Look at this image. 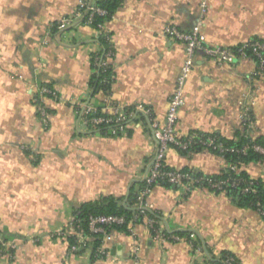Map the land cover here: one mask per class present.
I'll return each instance as SVG.
<instances>
[{
  "label": "crops",
  "instance_id": "0c3cea01",
  "mask_svg": "<svg viewBox=\"0 0 264 264\" xmlns=\"http://www.w3.org/2000/svg\"><path fill=\"white\" fill-rule=\"evenodd\" d=\"M84 2L0 0V238L16 245L0 264H92L89 251L70 253L57 233L82 204L109 198L126 206L139 191L156 140L134 107L162 123L185 56L164 36L167 26L198 27L217 47L264 42V0H123L101 32L84 21ZM61 19L70 26L58 29ZM104 36L108 87L94 91ZM43 85L61 99H44L47 126L34 104ZM87 103L108 115L134 111L136 119L118 136L105 135L83 123ZM191 132L264 143V74L253 58L218 65L196 54L176 124L178 136ZM165 162L207 177L228 165L207 149L169 148ZM241 169L264 186V159ZM148 202L164 231L182 233V240L155 241L139 223L132 234L114 232L99 264H211L223 254L237 264H264V220L227 193L197 188L185 195L156 185Z\"/></svg>",
  "mask_w": 264,
  "mask_h": 264
},
{
  "label": "built area",
  "instance_id": "2783aa9c",
  "mask_svg": "<svg viewBox=\"0 0 264 264\" xmlns=\"http://www.w3.org/2000/svg\"><path fill=\"white\" fill-rule=\"evenodd\" d=\"M86 7L89 13L87 23L91 24L95 16L105 15V11L96 7L92 3H82L81 6ZM70 19H61L58 22V29H65L70 26ZM104 24L98 25L97 30L103 31ZM164 36L181 44L184 49V61L180 69V73L176 79L174 91L169 99L168 108L164 121H157L148 108L140 105L134 107L136 112H141L149 120V127L152 130L156 140L155 153L151 159L143 179V185L137 192L133 207L137 209L138 214L134 215L127 223L126 218L121 215H89L86 218H80L78 214H74L67 227L57 233V236L69 240V252L72 254L89 251L92 264H99L108 258V244L112 241L114 232L117 227H121L127 223V233L132 234L138 218L142 219V223L146 226L155 241L162 243L178 242L182 239L178 236H166L160 223L149 216L150 210L148 197L152 189L156 185H167L171 188L181 189L185 195H188L197 188H204L216 193H227V187H236L239 180L232 181H212L206 176H196L192 171L171 169L166 165V154L169 148H174L179 152H190L193 148L199 147L217 152L224 158V153L229 151L219 143L214 135H206L198 132H191L183 137L176 133V124L178 121V113L184 105V86L191 73L194 65L195 56L201 53L208 61L218 65H231L239 59L247 58L245 49H251V56L256 59L258 72L264 74V44L248 41L235 48H224L208 45L200 35L198 27L190 32L182 31L175 25L167 26L164 29ZM95 63L100 68H106L108 63L95 58ZM44 99H52L60 101L54 88L43 85L39 88L38 97L34 99L37 107L38 115L42 123L48 125V114L44 105ZM127 109L119 108L113 115L105 114L103 109H98L90 103L85 104L81 108L80 117L84 124L100 131L105 129V135L118 136L123 132L125 127L131 123V119L135 118L137 113L134 111H125ZM244 111H247L246 107ZM242 122H248L246 113L240 116ZM253 150L264 158V147L256 145ZM229 166V165H228ZM232 171L238 172L236 166H230ZM229 185H227V183ZM250 188H243L242 194L248 193ZM261 217H264V207L256 211ZM16 245L10 241H4L0 238V256L5 254L11 257V250ZM224 264H234L231 258L224 261Z\"/></svg>",
  "mask_w": 264,
  "mask_h": 264
},
{
  "label": "trees",
  "instance_id": "16d2710c",
  "mask_svg": "<svg viewBox=\"0 0 264 264\" xmlns=\"http://www.w3.org/2000/svg\"><path fill=\"white\" fill-rule=\"evenodd\" d=\"M87 4L92 3L96 7L105 11V15L103 16H95L93 18L92 23L90 24L95 30H97L98 25L104 24L107 20L110 19L114 11L121 5L123 0H86ZM81 12L84 14V21L87 22L88 12L86 11V7L83 5L79 8ZM253 42L264 44L261 40L254 39L251 40ZM99 44L102 47V51L98 57L99 60L108 52L107 44L108 40L106 37L99 38ZM246 55L248 57L251 56V49H245ZM94 58V60H95ZM253 58V57H251ZM255 61L256 59L253 58ZM104 71V72H103ZM108 75V71L100 68V70L95 74L91 80L90 85L93 90L96 91L98 88L107 89L108 84L104 81L105 76ZM136 116L131 121H135ZM102 134H105V129H101ZM219 143L223 145L225 149L229 151L224 153V159L228 162L226 168L216 176H208V178L212 181H232L239 180V184L236 187H227V195L232 197L234 201L243 208H249L254 211L264 207V186L260 181L251 179L242 169L241 166L248 164L250 162L258 161L259 159H264L261 155L257 154L253 147L256 145L264 147V143L261 140H250L247 137H241L237 140H227L219 135H214ZM201 148L195 147L191 151L200 150ZM214 152V151H212ZM183 153V152H181ZM186 153V152H185ZM218 154L217 152H214ZM230 166H236L238 168V172L232 171ZM196 176H203L201 174L195 173ZM207 177V176H206ZM230 182L227 183L229 185ZM143 185V183H142ZM141 185V186H142ZM167 186V185H164ZM169 187V186H167ZM250 188L248 193L242 194L241 190L243 188ZM135 195L130 194L128 197V203L126 206L120 205L114 199L103 198L97 202L93 203H85L82 204L77 210H75L74 214H78L80 218H86L89 215H121L126 218L127 223L131 220L134 215L138 214L137 209L133 207ZM149 216L154 220L159 222V216L155 212L149 213ZM264 220V217H262ZM127 223L121 227H117V231L127 232ZM137 223H142V219L138 218ZM166 236H178L182 237L184 234L182 233H169L165 232ZM7 239V238H6ZM6 241V240H4ZM233 259L234 264L236 260L230 254H223L219 259H211L209 262L211 264H224V261L227 259Z\"/></svg>",
  "mask_w": 264,
  "mask_h": 264
},
{
  "label": "rangeland",
  "instance_id": "374dc122",
  "mask_svg": "<svg viewBox=\"0 0 264 264\" xmlns=\"http://www.w3.org/2000/svg\"><path fill=\"white\" fill-rule=\"evenodd\" d=\"M57 96H58V95H57ZM58 99L61 100L60 97H58ZM36 109H37V107H36ZM10 242H12V241H10ZM14 245H15V243H14Z\"/></svg>",
  "mask_w": 264,
  "mask_h": 264
}]
</instances>
